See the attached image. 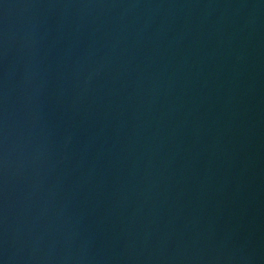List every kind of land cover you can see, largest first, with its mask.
Here are the masks:
<instances>
[{
    "label": "water",
    "instance_id": "95a60500",
    "mask_svg": "<svg viewBox=\"0 0 264 264\" xmlns=\"http://www.w3.org/2000/svg\"><path fill=\"white\" fill-rule=\"evenodd\" d=\"M0 264H264V0H0Z\"/></svg>",
    "mask_w": 264,
    "mask_h": 264
}]
</instances>
